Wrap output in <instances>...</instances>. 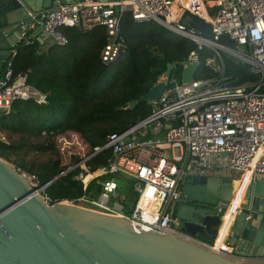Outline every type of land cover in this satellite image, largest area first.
Listing matches in <instances>:
<instances>
[{"label":"built area","instance_id":"2783aa9c","mask_svg":"<svg viewBox=\"0 0 264 264\" xmlns=\"http://www.w3.org/2000/svg\"><path fill=\"white\" fill-rule=\"evenodd\" d=\"M126 12L136 23H157L191 40L198 49L211 50L213 57L207 59L206 66L214 76L189 83L171 77L158 101L150 103L152 108L147 117L109 136L102 147L93 149L94 154L111 150V158L104 168L95 175L88 172L85 162L94 154L69 168L70 171L81 169L75 179L84 191L94 179L96 195H82L74 202H64L126 217L134 227L143 230L179 236L175 228L169 227L170 223L176 227L178 222L170 220L168 210L181 197L186 175L225 171L241 177L248 173V184L264 178V0L75 1L41 11L29 28L40 26L43 40L64 46L67 40L61 29L65 27L84 31L104 27L106 42L99 57L107 65L126 50L119 32L120 18ZM185 13L208 24L210 32L200 36L182 25ZM28 31L23 34L25 45L33 43L26 38ZM222 37L232 47L220 44ZM222 53L249 66L256 81L230 84L223 75ZM14 55L15 48L1 70L0 109L8 112L17 100L46 105L49 94L28 84L30 71L14 73L11 65ZM187 61H197V57L192 55ZM176 149L178 156L173 155ZM20 173L32 185H39L35 175ZM122 178L131 182L129 188L138 195L128 215L124 202L116 201L115 180L123 181ZM123 183L126 190L127 185ZM44 189L41 194L52 204ZM200 245L227 258L233 251L226 242Z\"/></svg>","mask_w":264,"mask_h":264},{"label":"water","instance_id":"95a60500","mask_svg":"<svg viewBox=\"0 0 264 264\" xmlns=\"http://www.w3.org/2000/svg\"><path fill=\"white\" fill-rule=\"evenodd\" d=\"M75 1L88 0H0V68L11 50L24 42V31L37 14ZM181 24L200 36L210 32L208 24L187 13ZM37 28L41 33L37 41L43 42L45 36L41 27ZM181 65V83L192 82L199 63L185 61ZM174 67L168 64L162 80L133 100L130 108L158 101ZM68 172L70 169L65 173ZM235 180L223 173L186 175L181 197L169 207V218L177 220L176 227L182 235L200 237L211 244L217 238L222 218L232 210L234 218L225 237L233 248L232 254L263 260L245 264H264V181L250 182L240 204L234 207L231 201ZM54 181L32 185L13 164L0 158V264H240L171 233L134 227L123 216L64 201L47 203L41 190ZM115 184L117 190L124 188L121 180H115ZM169 227L175 228L172 223Z\"/></svg>","mask_w":264,"mask_h":264},{"label":"trees","instance_id":"16d2710c","mask_svg":"<svg viewBox=\"0 0 264 264\" xmlns=\"http://www.w3.org/2000/svg\"><path fill=\"white\" fill-rule=\"evenodd\" d=\"M120 36L126 50L115 61L105 65L100 61V50L106 42L104 27L97 26L84 31L65 27L61 33L67 40L64 46L49 44L40 46L19 43L11 65L15 74L30 71L28 84L48 93L46 105L32 101H14L8 112L0 114V158L13 164L20 172L35 175L38 184L55 179L44 194L52 203L74 202L82 195H96L94 179L84 191L75 179L79 167L65 173L70 167L62 166L55 145V138L65 133L78 135L87 145L89 154L102 147L109 136L119 134L147 117L150 103H140L130 108L151 89L166 70L174 64L171 77L181 81L182 63L192 55L199 67L195 79L211 78L213 71L206 66L213 52L180 37L154 22L136 23L129 12L119 22ZM219 43L232 44L222 37ZM223 75L232 85L256 81L249 66L222 53ZM264 92V88L262 89ZM30 154L49 155L48 160L27 167L24 161ZM111 150L106 149L91 156L85 166L88 172L97 174L107 165ZM73 167L81 159L73 157ZM33 173V174H32ZM65 175L60 176V174ZM109 178V176H104ZM123 202L126 214H130L138 195L129 188Z\"/></svg>","mask_w":264,"mask_h":264},{"label":"rangeland","instance_id":"374dc122","mask_svg":"<svg viewBox=\"0 0 264 264\" xmlns=\"http://www.w3.org/2000/svg\"><path fill=\"white\" fill-rule=\"evenodd\" d=\"M182 2L185 3V0H182ZM159 80H162V77ZM0 138L4 139L2 134H0ZM54 141L62 166L71 167L73 165V157H77L81 160H84L88 157L89 149L87 145L82 141V139L78 135L74 133H65L56 137ZM173 155H179L177 149L173 151ZM48 157L49 155L30 154L29 156L25 157L24 161L27 167H33L34 169L35 165L47 161ZM23 172L25 173V171ZM122 179L126 183L127 189H121L117 191V202L123 201L126 197H128L127 191L131 185V182L129 180L124 178ZM175 229H177V227H175Z\"/></svg>","mask_w":264,"mask_h":264},{"label":"crops","instance_id":"0c3cea01","mask_svg":"<svg viewBox=\"0 0 264 264\" xmlns=\"http://www.w3.org/2000/svg\"><path fill=\"white\" fill-rule=\"evenodd\" d=\"M38 25H35L33 28H29V31L27 32V36L28 37H30L33 41H37V39L39 38V36H40V30H38ZM37 43L40 45V46H46V45H49V43L46 41V40H43V42H38L37 41ZM3 65H4V63L2 64V66H1V68H0V74H1V70H2V68H3ZM216 174V173H215ZM223 174H227V175H231V176H233L232 174H228L227 172H225V171H223ZM234 177V176H233ZM236 180H238V179H241V178H247V179H249V176H241V177H234ZM259 180L260 181H264V178L262 177V178H259ZM247 185H248V183H247ZM247 185H246V187H247ZM176 231L178 232V234H179V236L180 237H182V238H184V239H187V238H189L190 240H192L193 242H195V243H197V244H206V241L205 240H203L202 238H200V237H197V238H194V239H192V238H190V237H187V236H185V235H182L180 232H179V230L178 229H176ZM226 234H227V231H226V233L223 235V237H222V240H221V242L220 243H224L225 242V237H226ZM218 237H219V234H217V238L215 239V240H213V242L211 243V244H208V245H213V244H215V245H219L218 244ZM228 258H230L231 260H233V261H235V262H238V263H240V264H245V263H249V262H261V261H263L261 258L259 259V258H246V257H240V256H236V255H233L232 253L230 254V255H228Z\"/></svg>","mask_w":264,"mask_h":264},{"label":"bare ground","instance_id":"6f19581e","mask_svg":"<svg viewBox=\"0 0 264 264\" xmlns=\"http://www.w3.org/2000/svg\"><path fill=\"white\" fill-rule=\"evenodd\" d=\"M244 175L249 176L248 173ZM248 180L249 179L247 178H241V179L235 180L232 183L233 184V197L231 201L232 206L237 207L240 204V200L244 194ZM233 218H234V211L232 210H228L226 214L224 215V217L222 218V223H221V227L219 230L218 244L221 242L222 237L226 233L227 228L229 224L231 223V221L233 220Z\"/></svg>","mask_w":264,"mask_h":264}]
</instances>
